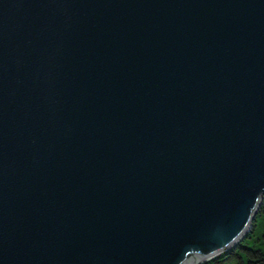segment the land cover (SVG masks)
Returning a JSON list of instances; mask_svg holds the SVG:
<instances>
[{
  "label": "water",
  "instance_id": "obj_1",
  "mask_svg": "<svg viewBox=\"0 0 264 264\" xmlns=\"http://www.w3.org/2000/svg\"><path fill=\"white\" fill-rule=\"evenodd\" d=\"M264 197V0H0V264H201Z\"/></svg>",
  "mask_w": 264,
  "mask_h": 264
},
{
  "label": "trees",
  "instance_id": "obj_2",
  "mask_svg": "<svg viewBox=\"0 0 264 264\" xmlns=\"http://www.w3.org/2000/svg\"><path fill=\"white\" fill-rule=\"evenodd\" d=\"M201 264H264V197L249 231L235 245Z\"/></svg>",
  "mask_w": 264,
  "mask_h": 264
},
{
  "label": "rangeland",
  "instance_id": "obj_3",
  "mask_svg": "<svg viewBox=\"0 0 264 264\" xmlns=\"http://www.w3.org/2000/svg\"><path fill=\"white\" fill-rule=\"evenodd\" d=\"M249 229H250V228H249ZM248 231H249V230H248ZM248 231H247V232H248Z\"/></svg>",
  "mask_w": 264,
  "mask_h": 264
}]
</instances>
